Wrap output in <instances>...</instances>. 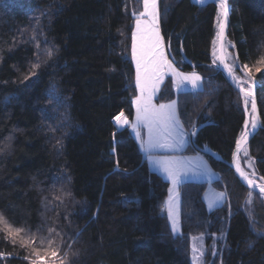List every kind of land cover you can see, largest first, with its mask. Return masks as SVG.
Masks as SVG:
<instances>
[{
    "label": "trees",
    "instance_id": "obj_1",
    "mask_svg": "<svg viewBox=\"0 0 264 264\" xmlns=\"http://www.w3.org/2000/svg\"><path fill=\"white\" fill-rule=\"evenodd\" d=\"M228 1L227 42L236 63L251 69L260 114L246 150L264 183V64L256 63L264 56V0ZM141 8L142 0H0V213L25 229L15 245L0 230V253H10L0 264H30L20 239L49 228L60 233L52 248L63 240L57 264H191L190 239L199 234H206L205 264H264V198L253 192L247 205L250 190L231 167L245 112L213 63L217 3L158 0L168 59L198 73L202 88L176 93L167 76L155 102L176 100L187 150L201 152L217 173L211 186L224 201L208 209L207 184L182 182L180 232L172 234L169 182L149 168L129 129L115 124L119 114L133 115L131 35ZM233 74L246 80L239 68Z\"/></svg>",
    "mask_w": 264,
    "mask_h": 264
},
{
    "label": "snow or ice",
    "instance_id": "obj_2",
    "mask_svg": "<svg viewBox=\"0 0 264 264\" xmlns=\"http://www.w3.org/2000/svg\"><path fill=\"white\" fill-rule=\"evenodd\" d=\"M199 3H203L204 0H198ZM218 14V28L217 39L220 40V55L218 57L219 64L217 67L222 66L227 70L230 79L238 86L239 92L243 96V103L245 106V112L248 111V104L251 103V128L255 130L258 127V120L256 118L257 106L254 93L251 89L252 80L251 69L248 64L238 65V57L233 59V63L229 64L227 60V52L224 46L223 40L225 36V26L228 16V6L226 0H219ZM143 11L139 14L136 19V31L132 34V54L133 59L136 61V86L139 89L140 95L136 97L134 103L136 105V123L132 126L133 130L136 131L137 138L141 141V148L147 153V159L149 162L158 167L166 177L171 181L173 187L169 189L170 192H175V197H170L168 201L165 202L167 208V217L172 222L171 233L176 234L177 228V217H178V197L179 192L176 191L178 186L181 184L183 178L189 173L193 175H203L207 174V165L200 163L193 164L191 160L176 157V156H156L153 153L157 150H168V151H178L185 146L187 143L186 136L189 132L185 131V125L181 122L180 117L177 112V102L175 100L170 101L167 104H153L152 96L157 91L156 82L162 80L165 71L170 72L177 82V88L185 83L190 84L193 89H198L201 82V77L195 72L184 73L178 71L174 66L172 61H170L164 50L163 38L160 34L159 20L160 13L158 11V0H143ZM142 17H147L148 19H141ZM215 44L216 41H213ZM50 56L51 53H48ZM213 56L217 57L215 49L213 50ZM216 64V59L213 60ZM257 65L264 64V56L257 60ZM33 67H39V65H34ZM239 68L243 72L245 81H242L240 77L235 76L233 73ZM256 71H261L259 66L256 67ZM27 79V77H25ZM249 83V87L245 88L243 83ZM7 100V98H5ZM117 124L127 125L129 123L128 119L124 117L123 113L115 117ZM147 128V140L141 136V133L137 130L140 127ZM249 120L244 121V130L241 132L239 139L236 140V148L239 151L242 145L246 144L249 137ZM198 129L195 124L190 127L191 136H196ZM247 155V152H245ZM236 171L240 174L241 178L246 181L248 187L251 189L253 187L258 188L259 194L264 198V183L256 184L253 179H250L239 167L236 165ZM264 180V177H261ZM225 192H214L209 199V208L212 209L214 206L222 203L225 199ZM253 192L249 191L245 198V203L247 205H252ZM248 215L251 218V211H248ZM0 225L3 226L2 229L5 231L4 239L11 240L15 245L17 243L16 238L21 232H25L23 227L14 228L4 216L0 213ZM31 231L30 229L28 230ZM39 231V229H38ZM53 233L57 237L60 233L54 228L48 229L47 236L37 237L34 234L28 239L21 238L19 243L21 247H27L30 249V255L23 257V259L28 260L30 264H48L45 257L52 258V264H57V258L59 253L57 249L63 245V240L61 239L60 244L56 245V248H52V245L56 243L53 239ZM39 239L40 244H47L46 248H41L39 246H33L36 244V240ZM197 249L193 247V252L195 253ZM10 253H0V258H4ZM68 253H64L67 257ZM73 256L76 253H72ZM202 256L203 253L201 252ZM197 257L194 255L193 259ZM59 264H64V260H59Z\"/></svg>",
    "mask_w": 264,
    "mask_h": 264
},
{
    "label": "rangeland",
    "instance_id": "obj_3",
    "mask_svg": "<svg viewBox=\"0 0 264 264\" xmlns=\"http://www.w3.org/2000/svg\"><path fill=\"white\" fill-rule=\"evenodd\" d=\"M196 1H198V0H196ZM218 4H219V2L217 3L218 14H219L220 9H219ZM143 10L144 9H143V0H142V8H141V11L135 16L136 18H135V22H134L132 34H133V32L136 31V19H137V17L139 16V14ZM218 23H219V20H218ZM218 31H219V28H218ZM131 41H132V35H131ZM215 41H216V43L214 45V49H215L216 53H218V46H217L218 45V39H217V36H216V40ZM229 47H230V44L226 41L225 48H226V52L228 54L226 62L229 63V64H232L233 63V55L230 52ZM217 58H218V54H217V57H214V59H216V64H217V60H218ZM131 60H132V63L134 65V69H135V83H136V72H137V69H136V61L133 59V54H132V42H131ZM178 71H181V70H178ZM181 72H184V73H192V72H185V71H181ZM166 74L169 75V72H167ZM169 76L172 77V79H173L174 90H175L176 93L182 92V91H192V92H194V91H198V90H200L202 88V78H201V82H200L199 88L198 89H193L191 87V85L190 84H187V83H185V85H181L179 88H177L176 78L173 75H169ZM243 81H245V80H243ZM243 86L245 88H248L249 87V83L247 84V82H245V83H243ZM252 86H254V85H251V87ZM136 96H139L138 93H137ZM242 100H243V97H242ZM243 105H244V103H243ZM243 107L245 109V106H243ZM244 112H245V110H244ZM251 118H252V114H251V103H249L248 104V111H247V113L245 112V120L246 119L249 120L248 131H250V129H251ZM185 146H184L185 147L184 151H187V152H192L193 151V150H191V151H188L187 150V148H189V142L188 141L185 144ZM245 152H247L246 147H244V149L242 150V152L238 156V164H239V167L250 178H253V179H256L257 180L256 175L254 173L253 160L248 156V153H247V155H245ZM212 181L211 182H207V183L205 182L207 185H206V188H205V190L203 192V200H204L205 205H206V207L208 209H210L209 208V199H210V197L212 196V194L214 192H217L218 191V190H215V189L214 190L211 189V183H212ZM172 187L173 186L169 183L167 197L165 199V202L168 201L170 197H175V192H170L169 191V189H171ZM176 191H178V188H177ZM218 192H220V191H218ZM222 192H224V191H222ZM165 202H164V212L167 215V208L165 206ZM220 204H218V205H220ZM214 207H216V206H214ZM179 210H180V197H178V217H177V223H176L177 233L180 232ZM168 221H169V226H170V229H171L172 222L169 219H168ZM220 240H222L221 234H219V235H213L212 240H211V244H210V250H211L210 251V256H211V258L213 256H215V254H217V242L220 241ZM194 246L197 249V251L195 253L193 252V247ZM201 252L203 253L202 256L200 255ZM206 252H207V248H206V234H199V235L192 236L191 239H190V247H189L190 263L191 264H205L204 255L206 254ZM194 255L197 257L195 260L193 259Z\"/></svg>",
    "mask_w": 264,
    "mask_h": 264
},
{
    "label": "crops",
    "instance_id": "obj_4",
    "mask_svg": "<svg viewBox=\"0 0 264 264\" xmlns=\"http://www.w3.org/2000/svg\"><path fill=\"white\" fill-rule=\"evenodd\" d=\"M142 19H148L146 17H142ZM161 34V33H160ZM163 46H164V42H163ZM164 50H165V46H164ZM165 54H166V50H165ZM167 56V54H166ZM168 58V57H167ZM174 66V65H173ZM167 71H165L164 75H163V78L162 80H159L156 82V88H157V91L155 92V94L152 96V103L153 104H162V103H156L155 102V97L157 96L164 80L166 79L167 76L169 75H172L170 72H169V75L166 74ZM137 93L138 95H140V92H139V89L137 88ZM137 96H135L133 99H132V107H133V115H132V118L129 119L127 118L124 114V117H126L129 121V123L127 125H124V124H117V121L115 119V124L118 128H123V127H127L131 133V135L133 136V138L135 139V141L137 142L141 152L143 153V155L145 156L146 160H147V164L149 166L150 169H152L153 171L159 173L163 178H166V180L169 181V183L172 185L171 181L166 177V175L156 166L152 165L149 160L147 159V153L141 148V141L140 139L137 138V135H136V131L133 130V125L136 123V105L134 103V100L136 99ZM169 103V102H167ZM167 103H163V104H167ZM120 115V114H119ZM118 115V116H119ZM140 133H141V136L144 138V140H147V128L146 127H140L137 129ZM186 131V130H185ZM187 132V131H186ZM186 141L189 142V135L186 136ZM186 147V146H185ZM185 147L181 148L180 150L178 151H168V150H157L156 152H154L153 154L156 155V156H176V157H183V158H186V159H189L191 160V162L193 164H197V163H200V164H203V165H207V168H208V171H207V174H203V175H193L191 173H189L187 176H185L182 180V182H186V181H194V182H211L212 180H215L218 175L217 173L213 170V168L210 166V164L208 163V161L206 160V158L202 155L201 152H197V151H192V152H187V151H184ZM173 186V185H172ZM211 189L214 190V188L211 186ZM216 190V189H215ZM219 191V190H218ZM217 191V192H218ZM222 192V191H220Z\"/></svg>",
    "mask_w": 264,
    "mask_h": 264
},
{
    "label": "water",
    "instance_id": "obj_5",
    "mask_svg": "<svg viewBox=\"0 0 264 264\" xmlns=\"http://www.w3.org/2000/svg\"><path fill=\"white\" fill-rule=\"evenodd\" d=\"M192 2L196 3L197 5H205L207 3H218L219 0H204V2L201 4L199 3L198 1L196 0H191ZM226 4L228 6V16H227V21H226V26H225V36H224V40H223V43H224V46L226 44V41H227V33H228V28H229V18H230V5H229V1L226 0ZM220 45H221V42L220 40L218 39V57L220 55ZM218 59V58H217ZM219 64V60H217V64H216V67L217 65ZM217 69L223 74V76L225 77V79L228 81V83L235 89L239 92V88L238 86L230 79L229 77V74L227 72L226 69H224L222 66L220 67H217ZM253 93H254V96H255V99H256V92H255V88L254 86L251 87ZM239 94L242 96V94L239 92ZM243 97V96H242ZM256 106H257V102H256ZM256 118L258 120V127L253 130L252 128L250 129L249 131V137H248V141L246 144L242 145L241 149L238 151L236 146L233 150V153H232V156H231V167L236 175V177L238 178V180L243 184V186H245L248 190L254 192V193H258L259 194V190L258 188L256 187H253V188H249L246 181L243 180V178H241L240 174L236 171V165H237V157L240 155V153L242 152V150L244 149V147H246V145L249 143V141L251 140V138L257 133L259 127H260V114H259V109H258V106H257V112H256Z\"/></svg>",
    "mask_w": 264,
    "mask_h": 264
},
{
    "label": "bare ground",
    "instance_id": "obj_6",
    "mask_svg": "<svg viewBox=\"0 0 264 264\" xmlns=\"http://www.w3.org/2000/svg\"><path fill=\"white\" fill-rule=\"evenodd\" d=\"M237 163H238V157H237ZM249 177V176H248ZM250 178V177H249ZM250 179H253V178H250ZM255 181V183L258 185L260 184L256 179H253Z\"/></svg>",
    "mask_w": 264,
    "mask_h": 264
},
{
    "label": "built area",
    "instance_id": "obj_7",
    "mask_svg": "<svg viewBox=\"0 0 264 264\" xmlns=\"http://www.w3.org/2000/svg\"><path fill=\"white\" fill-rule=\"evenodd\" d=\"M189 145H190V142H189ZM191 146V145H190Z\"/></svg>",
    "mask_w": 264,
    "mask_h": 264
}]
</instances>
